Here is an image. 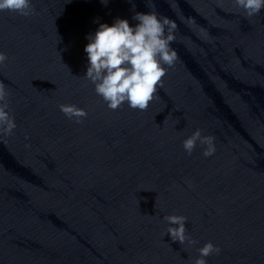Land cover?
Returning <instances> with one entry per match:
<instances>
[{
    "label": "clouds",
    "instance_id": "obj_1",
    "mask_svg": "<svg viewBox=\"0 0 264 264\" xmlns=\"http://www.w3.org/2000/svg\"><path fill=\"white\" fill-rule=\"evenodd\" d=\"M107 2L101 0L105 5ZM233 4L249 17L258 15L264 9V0H233ZM2 11L27 17L34 12V6L31 0H0ZM132 19L137 21L135 26L128 19L121 18H116L111 25L100 23L95 33L86 37L89 42L84 51L88 67L84 78L94 85L95 93L113 111L125 103L133 110H146L154 99L157 86L162 84V77L166 75L164 66L172 67L177 60V53L171 47L177 29L174 21L159 16L155 11L135 12ZM7 59V55L0 52V65L5 64ZM8 95L5 84L0 81V135L5 136L12 135L17 127L14 116L8 111ZM59 108L66 117L75 119L77 123L87 117L84 109L73 104H60ZM197 142L206 145L204 157L216 152L214 138L203 136L201 130L196 129L182 142L188 155L195 150ZM163 220L169 225L166 234L171 236L173 242L178 241L181 245L186 241L189 244L197 243L186 235V217L172 214L164 216ZM198 252L194 264H207L206 258L218 255L220 248L209 241Z\"/></svg>",
    "mask_w": 264,
    "mask_h": 264
}]
</instances>
